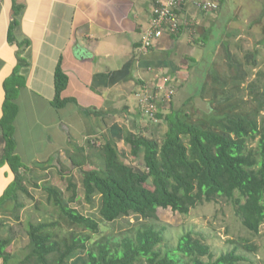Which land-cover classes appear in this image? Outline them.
<instances>
[{"label": "trees", "instance_id": "trees-1", "mask_svg": "<svg viewBox=\"0 0 264 264\" xmlns=\"http://www.w3.org/2000/svg\"><path fill=\"white\" fill-rule=\"evenodd\" d=\"M218 2L220 6L221 1ZM20 12L21 8L14 4L11 32L18 25ZM208 34L209 31L202 39L204 45ZM221 47L229 73L212 74V81L205 82L199 93L205 100L211 91V113L194 107L198 119L191 123L188 105L195 99L191 98L183 108H172L166 115L158 109L157 129L165 126L162 139L156 133L153 137L124 133L123 142L130 147L131 155L143 156L145 170L141 172L122 161L116 141L107 140L100 147L104 168L82 171L85 200L94 204L99 199V218L86 216L72 207L77 196L72 181L67 186L73 192L70 200L59 187L45 186L48 202L58 211L60 220L29 225L28 252L22 263L70 264L84 255L86 264H243L246 261L236 251L216 257L211 247L193 233L181 237L175 248L165 247V229L159 230L149 223L158 220L161 209L187 216L197 206L225 198L233 204L235 215L246 230L258 234L264 225V83L244 86L250 77L247 67L259 66L253 53L246 54L242 62L232 53L229 41H223ZM258 78L263 79L264 75L259 73ZM68 84L69 78L59 65L55 73L56 108L74 101L63 98ZM23 85L16 72L4 84L6 97L0 121L4 152L0 165H9L15 180L0 198V213L10 203L14 204V211L24 208L20 197L29 195L25 174L30 169L16 154L14 138L18 115L15 101ZM245 89L252 98L249 102L254 107L252 112L244 109L247 102L234 104ZM220 92L223 96L219 97ZM253 143L257 147L253 148ZM130 216L143 223L131 225L129 233L121 239L105 236L93 240L92 235L101 233L103 223ZM60 221L71 230L67 236L58 233ZM0 222L4 223L1 219ZM13 240L12 235L7 239L0 237V264H10L14 258L10 251Z\"/></svg>", "mask_w": 264, "mask_h": 264}, {"label": "crops", "instance_id": "crops-1", "mask_svg": "<svg viewBox=\"0 0 264 264\" xmlns=\"http://www.w3.org/2000/svg\"><path fill=\"white\" fill-rule=\"evenodd\" d=\"M219 1L223 20L229 19L224 16L231 12L229 4L236 6L235 13L242 12L246 5L242 0ZM198 2L187 0L181 9L179 33L167 34L155 47L144 50L142 39L157 0H0V121L6 97L4 84L16 72L24 85L15 101V151L30 169L25 174L29 195L20 197L24 208L14 211L10 203L0 213L4 221L2 225L0 222L1 238H9L14 226L6 220L20 223L29 201L38 203L33 191H42V199L48 201L43 188L58 187L54 184L58 178L71 179L65 176L66 170L104 168L100 147L107 140H123L127 132L147 136V130L137 132L144 122L137 98L141 90L154 92L163 114L170 113L172 107L181 109L196 97L187 93L175 108L174 103L168 107L173 98L169 91L177 89L174 102L179 93L187 91L192 84L190 75L203 64L208 48H204L202 39L213 24L210 15L198 9ZM14 4L21 12L11 32ZM247 4L251 15L239 19L244 23L235 27L247 26L253 36L264 28V0H249ZM254 19H260V23H253ZM234 34L235 38L239 35L235 43L242 51V33ZM260 44L264 45L263 39ZM59 65L69 78L63 98L74 100L63 108L53 104ZM3 152L0 134V161ZM97 160L102 167L95 166ZM14 180L9 165H0V198Z\"/></svg>", "mask_w": 264, "mask_h": 264}, {"label": "rangeland", "instance_id": "rangeland-1", "mask_svg": "<svg viewBox=\"0 0 264 264\" xmlns=\"http://www.w3.org/2000/svg\"><path fill=\"white\" fill-rule=\"evenodd\" d=\"M242 1L244 3L246 2V5L243 6L242 12L239 13L234 12V9L236 8L235 5H228L231 8V12L228 10L224 13L225 17H229L227 20L222 19L219 10L215 13H207L210 15V19L212 21L211 24H213V26L209 29L207 43L206 46H204V48L208 47L205 52V58H200L201 60L202 58L204 59L203 64L200 65V68L195 69V75H193L194 77L190 75L192 84L187 88L186 92L179 93L176 96L175 102L174 97L177 89L174 87V95L171 102L168 104V107H170V104L172 105V103H174L175 108V103L177 104L180 103L179 101H183V98L188 96L187 93L190 96L195 94V99L199 98L202 85L205 82L210 83V81H212V74L216 73L218 75H228L229 71L224 59L225 55L223 53L220 40L230 41L232 53L237 55L242 62L244 61L247 53H255L254 55H256V61L259 66L258 68L247 67L250 77L244 86L254 82L260 84L264 83V78H258L259 73L264 75V45L260 44L262 39L264 41V35L261 34L264 32V28H259L257 31L260 32H255V34L251 36L253 30L246 28L247 26L239 28L235 27L244 23L240 21L241 19L251 15L247 4L249 3V0ZM235 14L237 17H235ZM235 18L237 21H234ZM259 20L260 19H254L253 23H260ZM230 24L234 27H231ZM238 31L242 33L240 38V46L243 47L242 51L237 48L238 43H235V40L239 35L235 38L234 33ZM192 68L193 66L191 65L188 72H190ZM220 96H223V93L220 92L219 97ZM195 99L192 105H188L190 115L188 119L191 123L196 122L198 119V114L194 112ZM251 99L252 98L249 96V90L245 89L243 93L239 95V98L234 104L240 105L241 103L244 104L247 102V104L245 103L246 105L244 104V109L247 112H252L254 111V107L251 103H249ZM205 101L210 103L211 91L208 92ZM157 123L149 120L147 117H144V122L139 124L141 126L138 128L137 132L142 128L148 131V137H153V134L156 133L157 137L162 139L165 133V126L157 129ZM116 142L119 146L122 161L125 164L133 167L138 172L145 170L143 156L134 158L131 155L130 147L125 145L123 140L118 139ZM251 146L255 148L257 147V144L253 143ZM95 166L102 167L103 164H101V161L97 160ZM65 176H71V179L66 180L65 178H58L54 184L64 191L67 200H70L73 197V192L69 191L67 188L68 182L71 180L76 185L77 188L75 193L77 196L71 204L72 207L86 216L99 218V199L95 200L94 204H89L85 200L83 187L80 186L82 172L80 170L77 172L66 170ZM148 187L151 188L150 185H148ZM32 195H34V198H37L39 201L36 205H33V202L29 201L30 203H28V207L24 211L20 223L12 220H6V222L8 221L14 224L11 229V233H9L14 238L10 247V251L14 256L10 262L11 264H24L22 263V260L28 252V230L30 224L47 223L60 220V214L54 206H52L48 201L42 199V196H44L42 191H38L37 193L33 191ZM12 205L14 206V204H10L9 206L11 209L13 207ZM158 217V220H150V222H148L152 223L159 230L165 229V247L175 248L181 237L186 234L193 233L194 235H199L205 244L211 247V250L216 257L236 251L237 254L245 258L246 261L243 262V264H264V225L261 227L258 234H253L246 230L242 226L240 220L236 217L233 204L225 198H218L213 203L197 206L195 209L191 210L187 216L173 212L171 209H161L158 212ZM141 223H143V221L139 220L135 216L122 218L114 223H103L101 226V233L92 235V238L94 241L100 240L105 236H112L114 238L121 239L129 233L131 225L138 226ZM70 232L71 230L68 229V226H66L64 222H61V228L58 229V233L61 236H67ZM86 261L87 257L84 255L71 261L70 264H86Z\"/></svg>", "mask_w": 264, "mask_h": 264}, {"label": "built area", "instance_id": "built-area-1", "mask_svg": "<svg viewBox=\"0 0 264 264\" xmlns=\"http://www.w3.org/2000/svg\"><path fill=\"white\" fill-rule=\"evenodd\" d=\"M187 0H157V7L150 21V26L142 39V48L149 50L165 35H176L181 28L180 11ZM198 9L205 13H215L220 9L218 0H199ZM169 97L174 90L169 91ZM141 112L144 117L157 123V96L149 88H144L137 94Z\"/></svg>", "mask_w": 264, "mask_h": 264}, {"label": "water", "instance_id": "water-1", "mask_svg": "<svg viewBox=\"0 0 264 264\" xmlns=\"http://www.w3.org/2000/svg\"><path fill=\"white\" fill-rule=\"evenodd\" d=\"M195 108L198 111H201V112L206 113V114H210L211 110H212L210 103L205 101L201 97L195 99Z\"/></svg>", "mask_w": 264, "mask_h": 264}]
</instances>
